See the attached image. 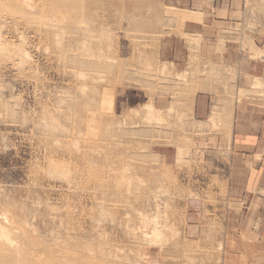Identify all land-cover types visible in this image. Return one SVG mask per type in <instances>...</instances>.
Returning <instances> with one entry per match:
<instances>
[{
    "label": "rangeland",
    "instance_id": "rangeland-1",
    "mask_svg": "<svg viewBox=\"0 0 264 264\" xmlns=\"http://www.w3.org/2000/svg\"><path fill=\"white\" fill-rule=\"evenodd\" d=\"M168 2L0 0V206L40 232L11 234L24 255L50 264L47 250L93 244L94 264H250L264 247L230 198L226 100L191 117L198 93L233 98L239 77L159 60ZM258 83L238 99L264 102Z\"/></svg>",
    "mask_w": 264,
    "mask_h": 264
},
{
    "label": "crops",
    "instance_id": "crops-1",
    "mask_svg": "<svg viewBox=\"0 0 264 264\" xmlns=\"http://www.w3.org/2000/svg\"><path fill=\"white\" fill-rule=\"evenodd\" d=\"M168 3L172 29L160 40L159 60L179 68L195 58L230 69L239 77L233 98L198 93L191 117L195 123H207L215 104L226 100L223 108H228V114L222 125L230 141V198L241 205L244 196L250 220L257 226L258 243L264 246V102L252 95L239 99L237 95L255 80L264 88V0ZM260 247L250 264H264V247Z\"/></svg>",
    "mask_w": 264,
    "mask_h": 264
},
{
    "label": "bare ground",
    "instance_id": "bare-ground-1",
    "mask_svg": "<svg viewBox=\"0 0 264 264\" xmlns=\"http://www.w3.org/2000/svg\"><path fill=\"white\" fill-rule=\"evenodd\" d=\"M28 2V1H27ZM35 12V11H34ZM41 15H42V13H41ZM35 17V16H34ZM41 17V16H40ZM42 19V18H41ZM2 50V49H1ZM3 51V50H2ZM66 59V58H65ZM74 72V71H73ZM78 153V152H77ZM79 155V154H78ZM81 155V154H80ZM84 155V154H83ZM87 155V154H86ZM75 156V155H74ZM79 157V156H78ZM81 161V160H80ZM90 161V160H89ZM87 163V162H86ZM89 164V165H88ZM87 164V166H90V162ZM81 165V164H80ZM86 165V164H85ZM57 168H59V167H57ZM86 168V167H85ZM87 168H90V167H87ZM84 170V169H83ZM87 170V169H86ZM56 171H57V169H56ZM60 171V170H59ZM85 171V170H84ZM90 171V170H89ZM55 172V171H54ZM73 172V171H72ZM71 172V173H72ZM77 172V171H76ZM82 172V171H81ZM91 172V171H90ZM85 173H87V171L85 172ZM111 173V172H110ZM92 174V173H91ZM88 175V174H87ZM74 176V175H73ZM77 176V175H76ZM75 176V177H76ZM82 176V175H81ZM84 176V175H83ZM74 177V178H75ZM88 177V176H87ZM103 177H106V176H103ZM119 177V176H118ZM72 178V177H71ZM68 179V178H67ZM66 179V180H67ZM82 179V178H81ZM89 179H90V177H89ZM94 179V178H93ZM103 179V178H102ZM108 179V178H107ZM117 179V178H116ZM104 180V179H103ZM115 180V179H114ZM65 181V180H64ZM89 181V180H88ZM105 181H106V178H105ZM118 181V180H117ZM67 182H69V184H70V181H67ZM75 182V181H74ZM108 182V181H107ZM66 183V182H65ZM73 183V182H72ZM67 184V183H66ZM69 184H68V186H69ZM76 184V183H75ZM77 186H78V184H76ZM89 185V184H88ZM70 186H71V184H70ZM69 186V187H70ZM91 186H93V185H91ZM90 186V187H91ZM76 187V186H75ZM71 188H72V186H71ZM70 188V189H71ZM76 188H78V187H76ZM75 188V189H76ZM97 188V187H96ZM99 188V187H98ZM92 189V188H91ZM93 190H94V188H93ZM95 191V190H94ZM78 192V191H77ZM87 192V191H86ZM89 192V191H88ZM74 193V192H73ZM90 193V192H89ZM92 193V192H91ZM111 193V192H110ZM103 196V195H102ZM78 197V196H77ZM95 197V196H94ZM93 198V197H92ZM94 199V198H93ZM95 201V200H94ZM96 203H98V202H96ZM103 205V204H102ZM15 206V205H14ZM120 207V206H119ZM124 207V206H123ZM14 208V207H13ZM15 208H17V207H15ZM14 208V209H15ZM68 208V207H67ZM12 209V210H10V212H9V209H5V211H3L2 209H1V206H0V212H2L3 214H2V216H4V218H3V220H2V223L0 224V250H4V252L3 253H6L5 252V250L6 251H9V252H11V255H7V254H4V255H1L0 254V264H44V263H42L39 259H35V258H32V257H29L28 255H24L25 253H30V251H24V249H22L21 248V246H19L18 245V243L19 242H15V239L14 238H12V236H11V234L13 235V236H15V237H19V239H22L26 244L28 243V245H32V237H31V235L33 234V232H32V234L30 235L29 234V231L28 230H26V228H24V227H20V226H17L18 225V223H17V225L15 224L16 223V221H14L13 222V219L11 220V219H8V215L7 214H14V215H16L17 214V210L15 209ZM19 209V208H18ZM66 209V208H65ZM70 209H72V208H70ZM76 209V208H75ZM21 210V209H20ZM19 210V213H21L22 211H20ZM67 210H69V209H67ZM67 210H65V211H67ZM113 210V209H112ZM119 210V209H118ZM122 210V209H121ZM125 210V209H124ZM72 211V210H71ZM63 212V211H62ZM65 213V212H64ZM67 213H69L68 211H67ZM71 213V212H70ZM122 213V212H121ZM120 213V214H121ZM22 215V214H21ZM72 215H74V214H72ZM123 215V214H122ZM130 215V214H129ZM19 216V215H18ZM24 216H26V214L24 215ZM113 216V215H112ZM117 216H118V214H117ZM155 216H157V215H155ZM22 217V216H21ZM114 217V216H113ZM116 217V216H115ZM128 217V216H127ZM53 219H56V216L54 217H52ZM26 219V218H25ZM52 219V220H53ZM57 220V219H56ZM62 220V219H61ZM26 221V220H25ZM42 221V220H41ZM40 221V222H41ZM49 221V220H48ZM48 221H47V227H48ZM57 221H60V218H58V220ZM112 221V220H111ZM43 222V221H42ZM46 222V221H45ZM56 222V221H55ZM142 222H143V220H142ZM44 223V222H43ZM66 223V222H65ZM112 223V222H111ZM55 224V223H54ZM62 224L64 225V222H62ZM112 224H114V223H112ZM153 224V223H152ZM22 225V224H21ZM40 225H41V223H40ZM56 225V224H55ZM165 225V224H164ZM59 226V225H58ZM62 226V225H61ZM67 226H68V224L66 225V229H67ZM142 226V225H141ZM154 226V225H153ZM43 227H44V224H43ZM42 227V228H43ZM46 227V228H47ZM51 227V226H50ZM56 227H57V225H56ZM65 227V226H64ZM119 227V226H118ZM117 227V228H118ZM137 227V226H136ZM29 228V227H28ZM31 228V227H30ZM49 228V227H48ZM54 228H55V226H54ZM63 228V227H62ZM61 228V230H64V228L62 229ZM68 228H69V226H68ZM96 228V227H95ZM133 228V227H132ZM153 228V227H152ZM156 228V226H154V229ZM164 228V227H163ZM34 229H35V227H34ZM33 229V230H34ZM134 229H137V228H134ZM41 230H43V229H41ZM68 230V229H67ZM31 231H32V228H31ZM47 231V230H46ZM49 231H50V229H49ZM53 231H55V230H53ZM70 231V230H69ZM36 232V231H35ZM34 232V233H35ZM51 232H52V230H51ZM67 232V231H66ZM76 232H78V230H76ZM130 232V231H129ZM132 232H133V229H132ZM135 232H136V230H135ZM40 233V232H39ZM39 233L37 234V235H39ZM42 234H43V232H41ZM67 233H69V232H67ZM72 233H74L73 231H72ZM71 233V234H72ZM45 234V233H44ZM43 234V235H44ZM48 233L46 232V235H47ZM62 234H64L63 232H62ZM61 234V235H62ZM76 234V233H75ZM82 234V233H81ZM141 234V233H140ZM34 235V234H33ZM36 235V234H35ZM34 235V236H35ZM37 235H36V238H37ZM65 235V234H64ZM73 235V234H72ZM83 235V234H82ZM51 236V235H50ZM68 236H70V235H68ZM89 236H90V234H89ZM92 236V235H91ZM138 236H140V235H138ZM52 238H53V236H51ZM60 237V236H59ZM58 237V235H57V238H59ZM65 237H66V235H65ZM64 237V238H65ZM130 237H132V236H130ZM136 237V236H135ZM45 238H47V239H50V238H48V237H46L45 236ZM62 238V237H61ZM67 238H69V237H67ZM75 238H76V235H75ZM79 238H80V236H79ZM134 238V237H133ZM147 238V237H146ZM71 239H74V238H72L71 237ZM70 239V240H71ZM78 239V238H77ZM135 240H136V238H134ZM143 239V238H142ZM149 239V238H148ZM76 240V239H75ZM79 240V239H78ZM82 240V239H81ZM90 240H91V238H90ZM145 241H146V239H144ZM61 241V240H60ZM60 241L58 242L59 244H60ZM138 241V240H137ZM63 242V241H62ZM61 242V243H62ZM73 242V241H72ZM87 242H90V241H88L87 240ZM92 242V241H91ZM139 242H141V241H139ZM147 242V241H146ZM65 243V242H64ZM41 244V243H40ZM50 244H51V241H50ZM63 244V243H62ZM140 244V243H139ZM148 244V243H147ZM57 245V244H56ZM64 245V244H63ZM62 245V246H63ZM65 245H67V244H65ZM80 245H81V242H80ZM67 246H70V245H67ZM94 245L93 244H91V245H88V246H84V244L82 245V247H80V246H78L77 244H74L73 245V247H65V248H60V250H58V251H56V252H52V251H46V253H47V255L46 256H49V258H50V264H94V259H96L95 257H96V255H95V253H94V248L95 247H93ZM164 247V246H163ZM168 247V246H167ZM171 247V246H170ZM173 248V247H172ZM174 248H176V247H174ZM169 249H171V248H169ZM35 250V249H34ZM165 251V250H164ZM167 251V250H166ZM173 251H174V249H173ZM58 253V254H57ZM164 253V252H163ZM171 253V252H170ZM58 255V256H56V255ZM139 255H140V253H139ZM163 255V254H162ZM172 255V254H171ZM25 256V257H24ZM174 256V255H173ZM172 256V257H173ZM132 257V256H131ZM139 258V257H138ZM118 259V258H117ZM126 259H128V258H126ZM163 259H164V256H163ZM169 259H172V258H170L169 257ZM34 260V261H33ZM165 261L166 260H164V263H165ZM168 261V260H167ZM166 261V262H167ZM109 262V261H108ZM128 262V261H127ZM169 262H171L170 260H169ZM129 263V262H128Z\"/></svg>",
    "mask_w": 264,
    "mask_h": 264
}]
</instances>
